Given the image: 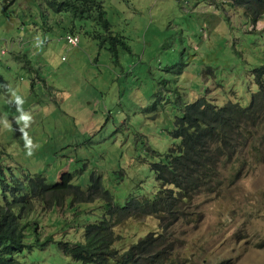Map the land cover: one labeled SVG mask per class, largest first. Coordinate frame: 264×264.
Returning a JSON list of instances; mask_svg holds the SVG:
<instances>
[{
  "label": "rangeland",
  "instance_id": "1",
  "mask_svg": "<svg viewBox=\"0 0 264 264\" xmlns=\"http://www.w3.org/2000/svg\"><path fill=\"white\" fill-rule=\"evenodd\" d=\"M0 0V163L9 177L41 173L50 184L64 177L88 190L101 176L117 205L155 197L154 165L174 144L172 132L187 104L200 96L219 105L248 106L264 65V17L257 22L233 0H100L117 38L91 19L56 13L44 0ZM80 36L77 46L68 32ZM3 50L5 51L3 53ZM238 165L221 169L219 190L198 194L190 215L170 232L179 264H264V144ZM18 175V176H17ZM30 215L31 246L23 264H82L53 234L79 239L103 215L97 199ZM80 211L82 214H78ZM154 216L116 226L127 249L151 232Z\"/></svg>",
  "mask_w": 264,
  "mask_h": 264
},
{
  "label": "trees",
  "instance_id": "2",
  "mask_svg": "<svg viewBox=\"0 0 264 264\" xmlns=\"http://www.w3.org/2000/svg\"><path fill=\"white\" fill-rule=\"evenodd\" d=\"M15 0H7L9 6ZM43 6L56 13L69 12L75 19H91L108 33L112 53L117 38L100 0H44ZM233 5L244 9L252 21L264 17V0H233ZM258 90L252 94L248 106L229 100L219 105L214 99L200 96L185 107L175 121V139L166 158L154 165L159 190L155 197H131L119 206L107 190L101 176H92L89 189L64 177L50 184L41 173L9 177L10 168L0 163V264H23L16 256L31 246L27 232L40 234L38 223L32 224L30 215L38 204L52 210L66 204L94 202L102 199L107 210L96 220L87 223L81 238L67 233L59 239L53 234L38 241L47 246L56 242L65 255L82 264H179L175 257L178 240L170 232L191 213V204L200 193H216L222 185L221 169L228 164L238 165L242 173L251 153L264 144V65L253 71ZM18 176V175H17ZM78 211V210H77ZM78 214H82L80 211ZM154 216L161 232L141 237L127 249L117 246L116 226L130 219Z\"/></svg>",
  "mask_w": 264,
  "mask_h": 264
},
{
  "label": "built area",
  "instance_id": "3",
  "mask_svg": "<svg viewBox=\"0 0 264 264\" xmlns=\"http://www.w3.org/2000/svg\"><path fill=\"white\" fill-rule=\"evenodd\" d=\"M66 40L70 45L77 46L80 43V36L77 34H68Z\"/></svg>",
  "mask_w": 264,
  "mask_h": 264
},
{
  "label": "clouds",
  "instance_id": "4",
  "mask_svg": "<svg viewBox=\"0 0 264 264\" xmlns=\"http://www.w3.org/2000/svg\"><path fill=\"white\" fill-rule=\"evenodd\" d=\"M68 34H77V33L68 32L67 35H68ZM67 35H66V36H67ZM77 35H78V34H77ZM4 52H5V51L3 50V53H4Z\"/></svg>",
  "mask_w": 264,
  "mask_h": 264
},
{
  "label": "crops",
  "instance_id": "5",
  "mask_svg": "<svg viewBox=\"0 0 264 264\" xmlns=\"http://www.w3.org/2000/svg\"><path fill=\"white\" fill-rule=\"evenodd\" d=\"M70 32H74V31H70Z\"/></svg>",
  "mask_w": 264,
  "mask_h": 264
}]
</instances>
